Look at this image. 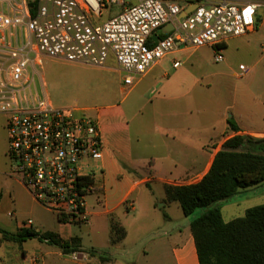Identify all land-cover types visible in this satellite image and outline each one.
<instances>
[{
	"label": "built area",
	"instance_id": "1",
	"mask_svg": "<svg viewBox=\"0 0 264 264\" xmlns=\"http://www.w3.org/2000/svg\"><path fill=\"white\" fill-rule=\"evenodd\" d=\"M194 1L179 19L180 6L163 0H0V114L12 173L59 223L89 224L87 198L99 204L102 192L97 177L103 145L97 121L84 110L55 109L38 95L34 68L45 58L104 67L112 57L123 85L131 87L179 49L220 52L229 38L256 29L264 6V0ZM112 7L120 12L101 22ZM167 24L171 31L154 40ZM221 60L217 55L215 61ZM124 205L131 207L127 200Z\"/></svg>",
	"mask_w": 264,
	"mask_h": 264
},
{
	"label": "crops",
	"instance_id": "2",
	"mask_svg": "<svg viewBox=\"0 0 264 264\" xmlns=\"http://www.w3.org/2000/svg\"><path fill=\"white\" fill-rule=\"evenodd\" d=\"M163 1L177 3L181 13L186 9L195 8L194 0ZM257 15L256 29L244 36L229 38L223 48L232 41L253 49L257 43L264 41V6L258 9ZM171 27L173 28V25L167 24L156 33V36L162 37V30L167 31L172 29ZM188 49L190 48L168 54L134 84L149 78L156 87L159 85L157 77L168 79V73L163 69L164 63L170 59L175 63L174 56ZM109 60L116 66L112 57ZM247 60L251 66L245 68L246 70L240 68L246 71L239 74L240 82L233 83V86L229 83L224 95L221 93L214 102L207 100L208 103H200L188 93H184L174 98L158 97L155 105H152L151 100L147 101L146 106H150L145 114L131 104L126 108L117 103L107 104L94 110V117L87 113L88 110L82 109L97 121L103 145V156L98 163L101 173L97 177L102 184V192L99 204L96 203L95 197H92L98 210L88 209L90 217L95 218L97 224L105 216L120 215L122 218H111L110 221L114 220L122 227L125 236L119 242L111 244L110 223L108 230L104 226H96L97 233L104 234L106 240L105 243L101 241L102 243L97 244L98 251L91 250L89 254L84 252L81 237L63 239L58 233L47 230V233H52L63 241L77 238L78 260H74L72 254H64L57 246L33 239L38 245L33 247L31 254H27L24 249L22 244L25 242L21 245L10 242L0 245V264H34L31 256L37 253L40 254L41 264H47V255L59 259L71 257L76 264H88L89 261L92 264H199L195 241L189 228L190 221L184 219L183 229L174 224L170 209L175 205L178 206L175 208L180 206L177 202L167 201L164 187L199 182L208 172L216 152L228 138L239 135L264 140V53L261 55L253 53ZM156 91L157 97L160 90ZM229 121L237 127L236 131L230 129ZM14 180L13 182L23 189L15 178ZM107 185L114 187L113 194H108ZM114 195H117L116 198ZM9 198H12L10 194ZM126 200L131 204L128 209L124 205ZM12 202V208L16 207L14 198ZM157 203H161L159 207L166 210L162 226V229L166 230V239L156 241L153 239L154 236H151L152 256H148L147 249L142 246L144 241L138 242L135 247L141 258L133 263L129 256L131 255L129 249L132 246L127 242L128 227L140 224V229H143L142 217H148L150 212L155 210ZM9 215L13 216L12 213ZM128 218H131L129 219L131 222ZM32 226L30 220L26 224L17 221L14 232L21 228L33 229ZM58 226L63 227L60 224ZM7 244L15 246L21 258L8 256Z\"/></svg>",
	"mask_w": 264,
	"mask_h": 264
},
{
	"label": "rangeland",
	"instance_id": "3",
	"mask_svg": "<svg viewBox=\"0 0 264 264\" xmlns=\"http://www.w3.org/2000/svg\"><path fill=\"white\" fill-rule=\"evenodd\" d=\"M119 12V7H112L110 12L103 13L100 21L103 22L108 17ZM253 53L256 55L257 53L258 55L264 53V41L257 43L253 49L247 46L243 47L241 43L232 41L225 48L222 47L220 52L208 46L190 48L174 56L175 62H179L178 68L174 69L172 67L173 61L171 59L164 63L163 69L164 72L168 73V79L166 77H157L159 85L156 87H154V82L150 81L149 78L139 81L132 87H125L121 74L118 72L117 67L111 64L110 60L104 67H95L79 62L45 58L40 66L34 68L33 86L39 96H43V94L47 96V99L55 109H86L88 110L87 113L94 117V110L107 104L117 103L123 108L131 104L145 114L150 106H146L145 103L151 100L152 105H155L158 97L174 98L188 93L200 103H208L207 100H210V102L216 101L220 94H223L225 89L228 88L229 83H231L230 86H233V83L240 82L238 76L240 73H245V70L251 66L247 59ZM217 55L222 57L220 62L215 61ZM240 68L246 69L243 71ZM40 76L43 79V86L40 83ZM156 90H160L157 97ZM251 138L256 139L255 137ZM249 146L246 144L240 151H247ZM251 152L255 151L251 150ZM12 171V161L8 156L5 117L0 114V190H2L0 228L8 232H14L17 221L25 222L26 224L30 220L33 224V229L38 232L44 233L50 230L58 233L63 239L72 236L81 237L84 252L89 253L91 250L98 251L99 247H96L97 244L99 242L102 243L101 241L105 243L106 240L104 234L97 233L96 226H104L108 230L111 218H122L116 214L105 216L96 224L95 218L90 217L88 226L81 227L59 223L54 215L41 208L25 190L13 182L15 177ZM111 188L113 189L109 191ZM106 190L108 194L114 193L113 186L109 187L107 185ZM9 194L16 201L14 203L16 207H13L15 210L12 208L13 202L12 198H9ZM116 196L114 195V198ZM160 204L157 203L155 205V210L150 212L148 217H142L143 229H140V224L128 227L127 242L129 246H132L129 249L131 253L129 256L132 258L131 261L133 263L141 258L135 247L138 242L144 241L142 246L147 249L148 256H152V251L150 250L151 236L153 235V239L156 241L166 239V230L162 229L166 210L159 207ZM216 205L222 208V216L225 222L243 217L248 208L264 205V183L242 190L237 195ZM87 207L90 210H98L97 206H94L92 197L87 198ZM175 207L178 206L175 205L174 208L170 209V212H172L170 216L174 219V224L179 225L181 229L184 228L183 223L185 222L183 221L185 218L191 221L204 211V209H198L191 215L185 216L180 208ZM9 213H12L13 216H10ZM129 219L131 218H128V221H130ZM58 224L63 227H59ZM7 245L8 256L14 255L21 258V254L15 246L12 244ZM22 245L28 252L27 254H31L33 247L38 245V243L36 240H28ZM45 251H47V248ZM53 251L55 250L53 249ZM31 258H33L32 263L41 264L40 254L37 253ZM46 258L47 264H76L71 257L59 259L55 256L47 255ZM88 264H92L91 261Z\"/></svg>",
	"mask_w": 264,
	"mask_h": 264
},
{
	"label": "trees",
	"instance_id": "4",
	"mask_svg": "<svg viewBox=\"0 0 264 264\" xmlns=\"http://www.w3.org/2000/svg\"><path fill=\"white\" fill-rule=\"evenodd\" d=\"M229 127L232 131L237 130L231 121ZM246 144L250 145L249 149L240 151ZM262 153L264 140L237 135L222 144L199 182L165 185L167 201L177 202L183 215L204 209L189 224L199 264H264V205L248 208L243 217L229 222L223 220L221 208L216 205L242 190L264 183ZM110 229L111 244L125 236L124 229L114 220L110 221ZM33 239L57 246L64 254H72L79 248L77 238L63 241L52 233H40L32 228L15 232L0 228V245L7 242L21 245Z\"/></svg>",
	"mask_w": 264,
	"mask_h": 264
},
{
	"label": "water",
	"instance_id": "5",
	"mask_svg": "<svg viewBox=\"0 0 264 264\" xmlns=\"http://www.w3.org/2000/svg\"><path fill=\"white\" fill-rule=\"evenodd\" d=\"M194 7H195V6H194ZM190 12H191V10H189V9H186V10L182 11L181 15L179 16V19L184 18V17H185L188 13H190ZM171 28H172V27H171ZM169 31H171V29H170V30H167V31L162 30V33L165 34V33L169 32ZM154 38H156V40L158 39V37H157L156 35L154 36Z\"/></svg>",
	"mask_w": 264,
	"mask_h": 264
}]
</instances>
